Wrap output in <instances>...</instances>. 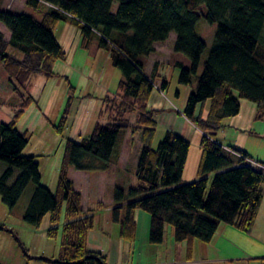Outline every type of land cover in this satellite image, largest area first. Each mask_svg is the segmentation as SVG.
<instances>
[{"label": "trees", "instance_id": "1", "mask_svg": "<svg viewBox=\"0 0 264 264\" xmlns=\"http://www.w3.org/2000/svg\"><path fill=\"white\" fill-rule=\"evenodd\" d=\"M4 1L0 0V64L23 101L11 121L0 120V161L8 165L0 176V195L13 212L33 184L24 220L40 228L48 218L50 237L57 236L65 214L59 255L38 259L49 264H109L104 253L88 247V233L96 225L94 210L83 209L82 193L70 169L109 170L118 162L129 130L141 131L142 149L136 186L117 184L112 194V217L123 239L135 240L139 209L150 214V243H164L166 226L171 225L175 241L186 242L189 254L195 240L210 243L222 223L245 233L253 231L264 200V162L251 165L247 160L252 157L246 151L232 148L241 154L236 155L217 141V135L226 118L240 113L242 100L255 103L257 118L264 119V0H25L26 6L42 11L41 19L23 9L5 7ZM115 2L119 3L116 12ZM201 18L217 24L205 60L208 45L197 33ZM61 21L81 29L86 47L96 40L123 77L118 92L104 98L103 111L111 121L97 122L80 141L67 138L53 191L42 182L39 155L23 154L30 137L18 121L35 102L28 91L31 77L39 73L55 76V62L67 57L55 34ZM172 33L176 35L175 52L190 61L189 66L175 64L180 69L179 81L195 85L183 113L203 132L198 178L191 182L184 180L191 146L187 138L168 131L153 146L156 110L148 103L161 74L158 62L147 73V60L156 52V44L167 41ZM168 83L162 79L160 88L164 90ZM71 100L72 96L55 125L60 134L67 127ZM15 170L19 175L10 184ZM0 230L12 232L2 223Z\"/></svg>", "mask_w": 264, "mask_h": 264}, {"label": "rangeland", "instance_id": "2", "mask_svg": "<svg viewBox=\"0 0 264 264\" xmlns=\"http://www.w3.org/2000/svg\"><path fill=\"white\" fill-rule=\"evenodd\" d=\"M3 6H12L15 10L23 9L22 11L25 13L34 15L38 19L42 18V11L26 6L25 0H5ZM118 6L119 3L115 2L113 5L114 12L118 10ZM216 31L217 24H211L205 18H201L197 23V33L208 45L203 60L206 59L210 48L214 44ZM56 37L66 51L67 57L65 60L60 59L55 62V76L47 77L39 73L31 77L28 91L35 98V102L25 109L18 121V127L22 131L28 130L30 137V142L24 149L23 154L26 156L39 155L42 182L48 187H52L53 191L56 189V181L59 177L67 138L80 141L82 136L91 133L97 122L106 124L111 121L110 115L103 111L105 108L104 98L107 95L113 96L118 92L119 82L123 77L122 72L112 64L109 53L98 46L95 47L96 45L93 42L86 47L81 29L69 21L59 22L56 28ZM175 37V33H172L167 41L159 43L157 52L149 56L150 58L148 57L149 61L147 60L148 65L154 60H158L159 63L162 62L159 66L161 77L158 78L159 80L156 79V85L160 87L162 79H167L169 82L164 90L155 87L148 103L150 109L156 110L154 116L157 124L153 140L154 147L164 139L168 131H174L179 123L183 121V110L188 96L195 90V85L180 83V69L172 64L177 59L185 58V60H188L183 53L175 52ZM202 70L203 65L199 70V74ZM25 95L28 96L26 93ZM70 96H72V100L67 127L65 133L60 134L56 131L55 125L59 123L64 115ZM22 101V98L14 91L8 71L0 64V120L3 122L11 121ZM244 101L251 103L248 100ZM198 110H200V107H198ZM243 114L249 116L250 113L245 110ZM134 119V117H131L132 121ZM231 120L233 119L226 118L225 123H230ZM245 129H248V131L234 130L227 127L224 132L238 135L241 141L246 142L247 149L252 153L255 160H264V119L256 118L253 128L250 130L249 128ZM188 130L192 134V131ZM127 134H130L127 144H129L128 148L131 155H129V161L123 163V166L120 167L122 171L117 176L119 185L125 188L137 184L135 172L141 131L132 133V130H129ZM121 143L122 141H120ZM194 155L198 157V154H194L193 148L192 162L197 159ZM7 168L8 165L0 161V176ZM76 172L80 171L74 169L72 178L76 187L83 191L85 205H89L94 209L97 207L102 208L103 206L100 207V204H98L101 192L96 190L97 185L94 182L86 181L84 177L77 175ZM18 175L19 170H15V175L11 178L10 184L15 181ZM33 190L34 185L30 184L13 212L9 210L0 195V223L5 224L7 228L12 230V232L0 230L1 264H49L38 259V257H57L59 255L65 214L62 215L59 231L55 237H50L46 233L49 226L48 218L45 219L40 228H35L25 222L24 212ZM103 196L108 197L104 198L105 200L111 198L109 189L103 191ZM138 211L150 218V214L146 211L140 209ZM98 218L99 230L97 232L99 233L96 237H93L92 243L93 241H101L104 247L117 248V242L121 239L120 226L114 222L112 211H109L106 215L104 213ZM167 226L173 230L171 225ZM100 230H104L109 234L103 237L104 232ZM25 252L29 256H26ZM113 252L117 253V249L112 250Z\"/></svg>", "mask_w": 264, "mask_h": 264}, {"label": "crops", "instance_id": "3", "mask_svg": "<svg viewBox=\"0 0 264 264\" xmlns=\"http://www.w3.org/2000/svg\"><path fill=\"white\" fill-rule=\"evenodd\" d=\"M56 34V31H55ZM176 39V37H175ZM175 42V40H174ZM95 47H99L98 42L95 40ZM163 43V42H160ZM158 44H156V52ZM175 44V43H174ZM100 48V47H99ZM155 52V53H156ZM154 54V53H153ZM152 54V55H153ZM151 55V56H152ZM150 58V57H149ZM149 61V60H148ZM158 60H154L150 65L147 64L146 71L151 73ZM177 62H183L186 66L190 65V61L185 58L177 59L172 63L175 67ZM162 63V62H161ZM159 63V64H161ZM150 67V68H149ZM159 80V79H158ZM162 82V80H161ZM159 89V86L156 85ZM209 102L204 107V113L207 114L209 108ZM249 111V116H245L244 111ZM183 121L179 123L177 128L174 130L179 135L187 138L190 143L189 157L184 171V180L186 182L194 181L198 178V170L200 161L202 158L201 139L203 132L183 113ZM230 123H225V126L219 131L217 135V141L222 144L225 148H237L246 151L252 158V153L247 149L246 142L241 141L239 136L236 134H230V132H224L227 127L233 128L234 130L239 129L240 131H248L249 128H253L254 121L257 118V105L253 102L249 103L244 100L241 101V111L238 115L229 117ZM228 119V118H227ZM189 127V128H188ZM190 129L192 134H190ZM236 133V132H235ZM130 139V134H127L124 142L121 144L119 151V160L116 164L112 165L109 170L106 171H80L76 172L77 175L84 177L88 182H94L97 187L96 190L101 192L98 198L99 203L103 204L102 208H91L89 205L84 203V194L81 189H78L82 193V206L85 211L94 210L92 214L95 216V228L88 233L87 244L90 250L100 251L107 256L109 264H263L264 263V200L261 205L259 215L255 222L253 231L251 233H245L232 225L222 223L219 229L210 243H204L200 240H195L192 245V251L189 254V246L186 242H177L174 237V229L172 230L169 226H166L165 230V241L162 244L156 245L149 241V232L151 220L149 217L144 216L141 212H136L137 219V230L135 240H126L121 237L117 244V253L113 252L112 249L104 247L101 241L95 242L92 239L96 237L99 226V218L101 215L112 211L115 207L113 200V190L118 183V174H120L123 163L129 161V155L131 151L128 148L127 140ZM141 139V138H140ZM126 143V144H124ZM194 148V154H198V157L192 162V153ZM142 149V142L139 140V150L137 151L138 163L139 155ZM135 155V158H136ZM257 160V159H256ZM258 161L264 162L262 159ZM74 168L70 169V177ZM78 171V170H76ZM75 173V172H74ZM112 173L113 176H112ZM59 178V177H58ZM73 180V178H72ZM93 180V181H92ZM74 181V180H73ZM58 182V179L57 181ZM75 183V182H74ZM120 184V183H118ZM46 185V184H45ZM51 186V185H50ZM57 187V183H56ZM52 188V187H51ZM109 189L111 198L103 196V191ZM88 199V198H87ZM103 233V237H106L104 230H100ZM101 243V244H98ZM114 256V257H113ZM112 258V259H111ZM112 260V261H111Z\"/></svg>", "mask_w": 264, "mask_h": 264}, {"label": "built area", "instance_id": "4", "mask_svg": "<svg viewBox=\"0 0 264 264\" xmlns=\"http://www.w3.org/2000/svg\"><path fill=\"white\" fill-rule=\"evenodd\" d=\"M227 149H228L229 151L235 153L236 155H241L238 151H235V150H233V149H231V148H227ZM247 161H248L251 165H257V164H259V161L255 160V159H252V158H248Z\"/></svg>", "mask_w": 264, "mask_h": 264}]
</instances>
